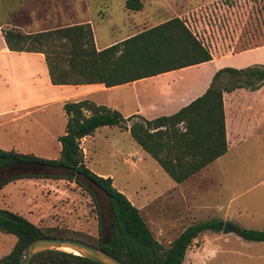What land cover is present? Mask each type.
<instances>
[{
  "label": "trees",
  "instance_id": "obj_1",
  "mask_svg": "<svg viewBox=\"0 0 264 264\" xmlns=\"http://www.w3.org/2000/svg\"><path fill=\"white\" fill-rule=\"evenodd\" d=\"M124 7L139 10V0H125ZM3 40L9 50L41 53L51 84H93L106 87L128 83L165 71L198 64L211 59L208 49L178 17L144 28L121 41L95 49L88 24H72L34 32L5 28ZM263 69L257 66L234 69L225 67L211 77L207 88L175 112L144 119L139 115L123 118L115 109L88 99L66 101L64 131L57 137L56 158H44L13 149H0V170L11 165H34L50 172H21L3 177L45 176L72 181L84 189L95 202L93 189L107 200L111 233L102 236L100 209L98 236L91 238L66 227H40L15 213L0 210V232L15 237L10 251L0 257V264H17L24 245L38 237H67L96 246L126 264H181L184 252L198 233L218 232L222 220L198 221L186 226L166 246L151 234L147 224L126 196L118 191L110 177H102L87 168L79 146L80 139L101 126L127 130L130 138L151 157L175 183L218 158L226 151L221 93L215 81L220 72L245 76L246 84L254 77L264 82ZM236 227V235L246 241H264V230ZM29 264H98L90 259L59 250L37 252Z\"/></svg>",
  "mask_w": 264,
  "mask_h": 264
},
{
  "label": "rangeland",
  "instance_id": "obj_2",
  "mask_svg": "<svg viewBox=\"0 0 264 264\" xmlns=\"http://www.w3.org/2000/svg\"><path fill=\"white\" fill-rule=\"evenodd\" d=\"M58 2L59 0H0V7L4 8L5 12L1 20L7 28H17L24 32L50 28L62 24L56 20ZM212 3H218L220 8L212 17L205 18V23L216 25L218 28L216 30L214 26L208 27L210 38L213 43L218 44L219 50L215 48L216 52H232L264 43V0H212ZM12 6H16V9ZM91 17L94 21L92 32L97 45L119 39L125 33H130L128 30H132L129 25H119L118 22L125 15L114 7L105 14L100 10ZM151 23L153 22L149 24ZM198 40L212 51L208 40L206 43L203 39ZM232 40L236 45H229ZM225 44L228 45L225 47ZM41 114H35L38 121H41ZM8 131L7 126L0 128V149H13L44 158L58 156V141L48 140L41 133L33 137L8 136ZM87 145V168L111 178L112 185L138 209L152 236L163 246H166L183 227L203 218H186V208L171 190L175 183L124 131L117 127H100ZM232 151L234 149H230L227 157L221 160V168L227 171L224 179L231 186L233 176L237 178L239 186L245 187L264 175V134H255L242 144L235 165L233 164L236 159ZM218 164L219 162L214 163L204 171V183H215L208 177L209 172L217 178L222 176L221 171H217L218 168L220 170ZM31 171L52 170L27 164L11 165L0 170V180L11 174ZM209 187V191L202 196L207 206L201 210L210 213L207 217L219 213L218 206L224 203L225 196L235 191L234 188L230 192L222 191L216 185ZM93 193L95 202L84 189L72 181L45 176H19L1 185L0 210L15 213L40 227H66L96 238L97 204L100 209L102 236H108L110 217L107 200L104 194L95 188ZM227 219L243 228L264 230V185L243 193L233 201ZM14 240L13 235L0 232V257L10 251ZM181 264H264V241H246L234 233L204 230L198 233L186 248V257Z\"/></svg>",
  "mask_w": 264,
  "mask_h": 264
},
{
  "label": "crops",
  "instance_id": "obj_3",
  "mask_svg": "<svg viewBox=\"0 0 264 264\" xmlns=\"http://www.w3.org/2000/svg\"><path fill=\"white\" fill-rule=\"evenodd\" d=\"M124 2L125 0H59L56 20L62 24L43 30L72 24H88L92 32L94 21L91 16L93 14H97L100 10L105 14L110 8H117L125 15L118 22L119 25H129L132 30H128L130 33H125L123 37L112 39L102 45H97L92 32L94 47L98 50L121 41L144 28L172 17H178L197 39H203L205 43L207 40L210 42L212 51L210 48L207 49L211 59L109 87L101 83L54 85L49 81L41 53L15 51L7 48L2 37V32L7 27L1 20V16L5 12L3 11L4 8L0 7V128L7 126L9 128L8 136L29 135L33 137L41 133L46 139L57 141V137L64 131L66 120L62 108L63 103L81 99H88L95 104L115 109L123 118L139 115L144 119H151L160 115H168L199 96L209 85L213 74L221 68L243 69L257 66L263 69L264 43L240 48L232 52L222 51V53H219L215 51L218 49V44L216 42L213 43L210 38L208 27L214 26L216 30L218 28L216 25L205 23V18L212 17L217 9L220 8L218 3L213 4L212 0H139L141 8L136 11L126 9ZM15 7L12 6V8ZM150 22L153 23L149 24ZM145 25L147 26L144 27ZM231 44L236 45L234 40L229 42L230 46H232ZM226 45L228 44H225V47ZM233 47L230 48L234 50ZM249 80L251 83L246 84L243 74L238 75L222 71L215 81L216 85L222 88L229 87L232 84H239L229 90L224 89L221 93L226 151L184 181L180 183L174 182V186L171 187L178 200L186 208V218L190 216L191 218L203 217L198 219V221L212 219L228 221L230 219H227V215L230 213L232 202L243 193L264 185V175H262L263 177H259L245 187L239 186L237 178L233 176V184L231 186L224 179L227 171L221 168V160L227 157L230 149L235 151V153L232 151L236 159L233 164L235 165L237 164L238 156H240L238 152L241 151L242 144L246 143L255 134L259 136L264 134V82L263 79L258 81L254 77ZM36 113H42L40 115L41 121H38L37 116H35ZM37 128L40 129L37 130ZM99 128H96L90 135L80 139L79 146L86 167L87 143ZM117 128L128 134L127 130ZM138 147L140 146L138 145ZM217 162H219L217 166L220 167V170L218 168L217 171H221L220 175L222 176L217 178L209 172L208 177L215 183H204V171ZM232 173L235 175L234 170ZM105 176L102 175V177ZM192 179H195V181H192ZM208 185H216L222 191L230 192L232 188L235 189V191L227 194L224 203L218 206L219 213L211 217H207L210 213L201 212L207 206L202 196L206 191H209L210 187ZM236 211L237 213L239 212L238 209ZM228 222L232 224L230 221ZM254 229L262 230L261 228ZM185 257L186 250L181 263H183Z\"/></svg>",
  "mask_w": 264,
  "mask_h": 264
},
{
  "label": "water",
  "instance_id": "obj_4",
  "mask_svg": "<svg viewBox=\"0 0 264 264\" xmlns=\"http://www.w3.org/2000/svg\"><path fill=\"white\" fill-rule=\"evenodd\" d=\"M32 167L34 165H31ZM221 233L236 234V227L228 221L222 222ZM43 250H59L72 253L98 264H126L104 250L84 241L67 237H38L27 242L18 256L17 264H29L30 259Z\"/></svg>",
  "mask_w": 264,
  "mask_h": 264
},
{
  "label": "flooded vegetation",
  "instance_id": "obj_5",
  "mask_svg": "<svg viewBox=\"0 0 264 264\" xmlns=\"http://www.w3.org/2000/svg\"><path fill=\"white\" fill-rule=\"evenodd\" d=\"M108 234H110L111 233V225H109V227H108Z\"/></svg>",
  "mask_w": 264,
  "mask_h": 264
}]
</instances>
